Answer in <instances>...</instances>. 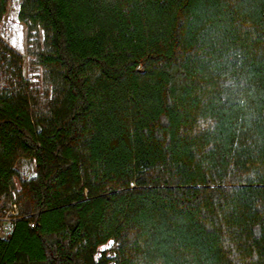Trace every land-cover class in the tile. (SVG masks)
I'll list each match as a JSON object with an SVG mask.
<instances>
[{
	"label": "trees",
	"instance_id": "1",
	"mask_svg": "<svg viewBox=\"0 0 264 264\" xmlns=\"http://www.w3.org/2000/svg\"><path fill=\"white\" fill-rule=\"evenodd\" d=\"M18 17L45 90L0 36V215L20 214L0 264H264V0Z\"/></svg>",
	"mask_w": 264,
	"mask_h": 264
},
{
	"label": "rangeland",
	"instance_id": "2",
	"mask_svg": "<svg viewBox=\"0 0 264 264\" xmlns=\"http://www.w3.org/2000/svg\"><path fill=\"white\" fill-rule=\"evenodd\" d=\"M20 2L21 0H9L7 12L0 24V36L22 54L25 76L34 86L40 88L43 93L45 90L43 79L44 69L37 62L36 56L32 53L39 48V44L29 35L27 25L19 20L18 11ZM40 41L42 42V36ZM18 168L20 178L35 174V165L31 160L21 159L18 163ZM15 180L19 187V178L16 177ZM106 247H108V245L102 246V248Z\"/></svg>",
	"mask_w": 264,
	"mask_h": 264
},
{
	"label": "built area",
	"instance_id": "3",
	"mask_svg": "<svg viewBox=\"0 0 264 264\" xmlns=\"http://www.w3.org/2000/svg\"><path fill=\"white\" fill-rule=\"evenodd\" d=\"M19 216V207L16 203H13L5 214L0 215V237H7L13 231Z\"/></svg>",
	"mask_w": 264,
	"mask_h": 264
},
{
	"label": "snow or ice",
	"instance_id": "4",
	"mask_svg": "<svg viewBox=\"0 0 264 264\" xmlns=\"http://www.w3.org/2000/svg\"><path fill=\"white\" fill-rule=\"evenodd\" d=\"M15 43V42H14Z\"/></svg>",
	"mask_w": 264,
	"mask_h": 264
}]
</instances>
